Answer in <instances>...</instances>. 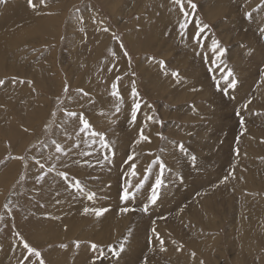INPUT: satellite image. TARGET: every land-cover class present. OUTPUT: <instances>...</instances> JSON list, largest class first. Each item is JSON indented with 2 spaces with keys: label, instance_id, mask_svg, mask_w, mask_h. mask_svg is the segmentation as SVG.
I'll use <instances>...</instances> for the list:
<instances>
[{
  "label": "rangeland",
  "instance_id": "1",
  "mask_svg": "<svg viewBox=\"0 0 264 264\" xmlns=\"http://www.w3.org/2000/svg\"><path fill=\"white\" fill-rule=\"evenodd\" d=\"M192 2L197 8L195 12L188 9L190 20L199 19L209 26L204 47L196 46L190 39L195 32L193 23L188 26L187 38L181 37L179 22L182 16L171 0H47L46 6L38 9L39 14L28 7L27 0H7L6 3H12L21 11L18 13L21 18L18 15L17 20L27 26L35 20L47 18L54 19L55 23L44 21L47 25L53 24L48 35L28 36L4 56V74L0 75V79L6 81V85L0 87V161H4L0 164V217H3L0 219V253L4 252L5 256L0 257V264H20L27 254L16 233L42 252L46 264H51L54 258L58 264H74L69 262L71 255L76 257L74 261L91 264L96 255L91 249L93 243L105 253L96 264H264V149H260L261 154L255 159L244 158L254 153L252 148L257 143L262 145V141L252 139L253 145L249 147L251 134L258 130L264 132V95L256 93L257 88L264 87V75L261 74L264 72V38L259 32L261 19L255 17L261 9L264 12V8H260L261 0ZM5 8L2 7V11ZM246 12H255L253 18H246ZM105 28L108 31H104ZM113 34L122 41L130 60L123 55ZM213 37L227 50L222 59L233 69L239 81L235 89H229L228 95L217 91L213 80V76L219 79L221 73L208 71L213 67L211 59L215 55L211 50ZM245 37L251 38L255 46L250 45ZM149 38L151 41L148 42ZM40 39H48L50 43L45 44ZM141 46L145 48L141 50ZM136 47L137 50L134 49ZM110 50L115 51L114 57ZM153 57L164 60L169 72L178 71L180 81L176 82L171 75L165 76L151 59ZM143 71L149 72L152 82H144ZM79 75L87 80L81 81ZM118 76L121 78L119 81L116 80ZM13 78L17 82H12ZM53 79L56 80L54 89ZM19 80L25 83H19ZM133 81L142 98V108L135 124L130 122ZM114 82L123 97L120 113H115L117 101L110 95ZM65 83L69 85L71 101L64 97ZM84 84L91 89L88 96L76 91L83 89L86 92ZM220 86L225 87L222 80ZM57 97L65 99L64 106L70 110L84 112L97 131L104 132L111 142L118 145L121 153H117L112 164L105 162L101 166L96 163L99 153L94 149L99 145L89 148L82 142L83 134H76L78 121L66 125V135L65 128L62 131L63 127H57L62 122V114L58 113L51 129L45 130V124L53 119L51 112L56 111ZM239 98H243L242 101ZM81 99L84 105L80 103ZM102 99L104 105L98 106L96 103ZM145 104L151 105V109ZM245 104H248L247 109H244ZM254 104L257 110L253 108ZM238 110L245 121L243 127L236 115ZM38 115L40 118L35 119ZM147 115L163 121V126L147 121ZM145 124L151 143L137 145L134 140L139 128ZM157 132L163 133L167 139L161 140L156 136ZM201 132L205 133V139ZM51 139L62 144L73 140L85 148L75 147L71 159L62 156L60 161L45 160L44 157L54 149L40 153L32 145ZM202 139L212 153L200 148ZM173 141L182 142L198 157V167L191 166L188 157L177 150ZM236 149L239 150L238 155ZM86 151L93 152V155H82ZM132 151L140 154L136 159L138 170H142L154 155L162 156L171 169L165 173L166 187L162 189L160 201L147 214L140 209L158 169H154L153 176L138 193L143 198L138 197L127 204L134 211L122 213L120 209L125 206L124 202L119 196L106 192L110 187L118 192L117 183L124 167L122 160ZM10 156H23L24 160L7 159ZM33 156L40 158L46 166L48 162H51L50 166L55 163L60 171L66 170L63 165L67 164L70 175L75 171L74 176L83 182L86 190L102 193L103 196H97V200L92 202L83 195L66 191L73 205L75 200H79L84 206L107 207L109 211L99 219L115 233L105 227L102 228L103 233L97 232L101 234L97 240L90 237L83 238L87 239L85 243L79 240L81 233L85 232L84 227L73 229L75 222L69 219L67 208L61 202L56 203L63 199L56 195V191L65 189L64 183L52 172L44 182L36 184L35 176L39 172L31 159ZM85 160L94 166H87L83 163ZM181 163L191 177L183 175ZM240 168L246 170L239 182L243 184H239L235 177ZM229 173L235 174L221 183ZM21 174H25L26 179L18 183ZM178 175L184 177L183 183H180ZM3 176L6 179L11 177L6 183L1 180ZM204 183L207 184L202 185ZM239 186L244 187L246 194L238 193ZM45 189L50 190L47 196ZM205 192L206 199L201 207L208 212L200 215L199 207L194 211L188 210L194 214L191 220L186 218L188 211L182 216L180 211L184 203L180 202L187 198L185 207H189L202 198L199 193L203 195ZM9 200L12 201L11 213L3 208ZM50 203L56 211L51 219L58 222L62 231L75 232L70 240L60 241L58 234L44 240V234H39L41 230L35 229L40 225L45 209L40 205L46 204L48 208ZM215 207L216 212L212 211ZM247 209H255L260 217L253 221L256 235L248 237L252 238L251 243L246 239V229L238 228V222L247 219ZM153 228L163 238V246L155 239ZM87 229L96 233L94 224ZM33 230H37L36 234L41 238H37ZM129 232L136 233L132 247L127 246ZM76 241H79V247L75 245ZM239 242L245 243L240 245ZM61 244H66L67 248L59 247ZM121 244L124 251L119 256L112 255L108 246L119 250ZM161 247L166 250L162 251ZM53 264H57L56 261Z\"/></svg>",
  "mask_w": 264,
  "mask_h": 264
},
{
  "label": "snow or ice",
  "instance_id": "2",
  "mask_svg": "<svg viewBox=\"0 0 264 264\" xmlns=\"http://www.w3.org/2000/svg\"><path fill=\"white\" fill-rule=\"evenodd\" d=\"M6 2L7 0H0V5H3ZM46 3L47 0H27L28 7L31 8L33 11H37V12L41 6H46ZM171 3L174 6L178 7L179 13L182 16V19L179 22V30L181 37L187 38L188 26L190 23H193L195 27V32L193 35H191L190 39L195 42L196 46L204 47L205 40L208 39L205 32L206 29L209 28V26L207 24H202V22L199 19H196L194 21L190 20L191 13L188 11V9L190 8L192 12H195L197 5L193 3L192 0H171ZM260 8H264V0H261ZM245 16L248 19H252L253 13L246 12ZM104 31H108V29L105 28ZM259 32L261 38H264V27H260ZM113 39L119 42L120 48L123 50V55L125 57H129V54L127 50L124 49V45L122 41L119 40V37L113 34ZM211 50L213 53H215V55L211 59V64L213 67H210L208 71L209 72L219 71L221 73L219 79L213 76V80L215 81L217 91H221L224 95H228L229 89H235L239 81L235 76L233 69L228 67L227 64L224 62V60L222 59L226 54L227 50L224 47H222L220 45V42L214 37L211 39ZM111 55L114 57L116 55L115 51H111ZM197 55H200V53H197ZM130 59L131 58L129 57V60ZM151 59L160 66V69L162 70L165 76L171 75V77L176 82L180 81L181 79L180 73L178 71L169 72L166 69V62L164 60H155L154 57ZM204 60L206 63L208 62L207 55L204 56ZM217 61H219V63ZM261 74L264 75V72H262ZM120 79L121 78L119 76L116 78L117 81H119ZM221 80L224 82L225 85V87L223 88H221L220 86ZM12 82L14 83L17 82L16 78H13ZM18 82L25 83V81L23 80H19ZM28 83L30 84L32 82L28 81ZM5 85H6V81L4 79H0V87ZM111 88L112 91L110 95L114 97L117 101L115 105V113H120L121 105L123 104V97L121 96L118 90V84L116 82H114L111 85ZM76 91L83 96H88V93L85 92L83 89H77ZM63 94L65 98L71 101L72 98L68 95L69 85L67 83H65L64 85ZM130 95L132 98V103L130 106V122L135 124L137 121L138 113L142 108V103H141L142 98L140 97V94L136 88L135 81L132 82ZM250 103L251 101L249 100L248 104ZM248 104L244 105V109H247ZM64 105H65V99H61L60 97H57L56 111L51 112L50 115L53 119L45 124V130L47 131L51 129L52 124L55 122V118L57 117L58 113L62 114V122L61 125H57V127H63L64 125H67L70 122L78 121L79 128L76 134L77 136H81V134H83L82 142L86 144L89 148H93V146L97 144L99 145L98 148L94 149V152L99 153L96 163L101 166H103L105 162H107L108 164H112L114 162V158L116 157L119 151L118 145L114 142H111L104 132L97 131L93 127V125L89 122V120L85 117L84 112L82 111L77 112L74 110H70L68 107ZM144 106L148 107L149 109H151L152 107L151 105H147V104H145ZM103 114L104 113H101V115ZM236 115L240 117V124L241 127H243L245 121L243 116L241 115V112L238 110L236 112ZM146 120L153 124L160 125L161 127L163 126V121L157 120L153 115H147ZM146 127L147 124L139 128L137 138L134 140L135 144L139 145L141 143H151V136L147 134L145 131ZM25 131H27V129H25ZM64 131L65 134L67 135L66 128L64 129ZM156 136H158L161 140L167 139L166 137H164L163 133L161 132H157ZM172 143L175 145V147L180 153L188 157L190 164L193 168L198 167L197 164L198 157L195 154L189 152V150L182 142L176 143L175 141H173ZM75 147H79V144H76ZM32 148L37 149V151L40 153L47 151L49 148L54 149V151L50 152L46 157H44L45 160H52V161H60L61 157L66 156L69 151L68 148H66L62 143L57 142V140L55 139H51L50 141H40L38 145H32ZM161 151L163 152L164 149H161ZM236 153L237 155L239 154L238 149H236ZM82 155L91 156L93 155V152L86 151L83 152ZM139 155H140L139 153L132 151L127 154L125 159L122 160V165L124 167L121 172L122 183L120 185V193H119V199L125 204V206L120 209L122 213H128L130 211L135 210L127 207V204L136 199L137 194L140 193L142 189H144L145 185L149 182L150 177L153 176L154 169H158V171H156L155 173L154 181L150 185L149 194L146 195L145 202H143V207L140 209L145 214L149 213L150 210L154 206H156L160 201L161 196L163 194L162 189L166 187L165 173L171 171V169L168 167L167 163L162 158V156L154 155L151 153H149V155H154V158L151 159L150 162H147L146 165L142 168V170H138L136 159ZM7 159L24 160V157L10 156L7 157ZM31 159L34 161L35 165L37 166V171L39 172V174L35 176L36 184H41L42 182L45 181L48 174L55 172L56 175L64 183L65 191L73 192L76 195H83L88 201L95 202L97 200V193L95 191L86 190V186L79 178H76L74 175H70V172L67 170L68 169L67 164L63 165L66 170L60 171L56 168L55 163H53L51 166H46V163H42L41 159L37 158L36 156L31 157ZM3 163L4 161H0V164ZM83 163L89 167L94 166L89 160H85ZM25 168H27V164H25ZM231 175L232 174L229 173L228 176L223 177L220 182L221 183L225 182L226 180H228L229 176ZM25 179H26L25 174H21L17 182L21 183ZM178 179L180 183H183L184 177L182 175H178ZM57 195H59V193H57ZM56 203L59 204L60 201L57 200ZM10 205H12L11 200H9L7 203L3 205V208L8 213H11L12 211ZM40 206L44 207V205H40ZM108 211L109 209L107 207L85 206L83 208L82 215L91 214L94 215L96 218H100L104 216V214L107 213ZM0 219H3V217H0ZM152 232L155 239L159 242L161 246H163L164 240L156 232V229L153 228ZM16 235L20 237L22 247L27 253L26 255L23 256V259L20 262V264H25V262H28V264H46V260L44 259L42 252L38 248L31 246L26 240L23 239V237L20 236L19 233H16ZM74 243L77 247H79V241H76ZM59 247L67 248V245L61 244L59 245ZM108 247L109 250L112 252V255L114 256H119L120 253L124 251L123 244L120 245L119 250L112 249L111 245H109ZM91 249L93 250L94 253H96V255H94L93 257L91 264H96V261L99 260L101 257H103L105 253L103 249L100 248V246L95 243L91 244ZM161 250L163 251L166 249L161 247ZM32 258H35V260H32Z\"/></svg>",
  "mask_w": 264,
  "mask_h": 264
},
{
  "label": "bare ground",
  "instance_id": "3",
  "mask_svg": "<svg viewBox=\"0 0 264 264\" xmlns=\"http://www.w3.org/2000/svg\"><path fill=\"white\" fill-rule=\"evenodd\" d=\"M2 7H6L5 10L2 11ZM22 8L24 7V5L21 6ZM25 7L27 8V5H25ZM20 8V7H19ZM18 13H21V11L12 6V3H5V5H0V75L1 74H4V69H5V61H6V57L5 54H7L8 52L10 51H13V48L18 44V42L22 41L23 39H25L26 37L28 36H31V35H37V36H40V37H43L44 35H48V33L51 31L52 27H53V24L55 23V20L52 19V18H47L45 20H35L33 22L32 25L30 26H27L26 24H23L22 21H18L17 20V16L19 15ZM25 13V12H24ZM255 13V12H253ZM263 14L264 12L262 11V9L255 15V17L257 18H260V23L262 25V27H264V17H263ZM20 16V15H19ZM21 18V16H20ZM44 21H50L52 22L53 24H45ZM4 23V24H3ZM154 29H155V26H154ZM156 30V29H155ZM149 37V36H147ZM248 39L250 45L252 46H255V43L253 42V40L251 38H248V37H245ZM43 43L45 44H48L50 43V41L48 39H40ZM147 41H151V38L147 39ZM133 41L130 40V44L132 45ZM145 48V46H141V50H143ZM135 50H137V47L134 48ZM252 50H254V47L251 48ZM144 73V82L145 83H149V82H152L151 80V77H150V74L149 72H145L143 71ZM153 73H155V71H153ZM156 75V74H155ZM157 76V75H156ZM207 76V75H206ZM79 79H81V81H86L87 79H85L83 76H80L79 75ZM207 80H208V76H207ZM210 80V79H209ZM208 80V81H209ZM205 81V80H204ZM52 83H53V87L52 89H54L55 85H56V80L53 79L52 80ZM86 85L88 84H84L85 86V90L88 94H91V89L88 88V86L86 87ZM158 85H160L158 83ZM211 85V84H210ZM212 86V85H211ZM93 90V89H92ZM256 93L257 94H261V95H264V87H259L256 89ZM255 95V93H254ZM76 97H78L79 95L76 93L75 95ZM257 97V96H256ZM262 98H264L262 96ZM243 98H239V100H241ZM245 99V98H244ZM260 99V98H259ZM83 101L81 99L80 103L83 104ZM242 101V100H241ZM96 103V102H95ZM98 106H103L104 105V99H102V101L100 102L98 100V102L96 103ZM84 105V104H83ZM258 105V104H257ZM253 108H255L254 110H257V108L255 107V104L253 105ZM256 114V113H254ZM253 115V114H252ZM256 116V115H255ZM40 118V115H38V117H35V119H39ZM258 122V121H257ZM61 125V124H60ZM66 127V125L63 126V128L61 129L63 131V129ZM59 128V127H58ZM71 133V132H70ZM202 133V132H201ZM203 134V137L205 139V133H202ZM251 140L249 141L248 143V146L249 147H252L253 145V140H260L262 141V145L260 144H256L254 148H252L254 150V153L251 154V155H248L246 157H244L245 159H248L249 157H251L252 159H255V156L256 155H260V149H264V132L263 131H260L258 130V132H256V134H251ZM77 144V142H74L73 140H68L65 142V144H63L66 148L69 149L68 151V154L65 156V157H69V159L72 158V155L74 153V148H75V145ZM199 145H200V148L204 151H209V146L205 144L204 140H200L199 142ZM80 147L82 148H85L84 146L85 145H82V144H79ZM259 148V149H258ZM191 150H193L191 148ZM196 151V150H195ZM198 153H200L199 151H197ZM211 152V150L209 151ZM121 152L118 151V154H120ZM212 153V152H211ZM78 155L80 156V153L78 152ZM51 162H48L47 163V166H50ZM182 166H183V170H184V173L183 175L184 176H187V177H191V174L189 173L188 169L184 166L183 163H181ZM242 173H246V170L244 171V169H239L237 172H236V175L235 177L237 178V182H241L240 179L243 178V175H241ZM75 174V171L72 173V175ZM220 174V173H219ZM235 173H233L232 175H234ZM264 174V173H263ZM248 176V175H247ZM245 177V182H246V179L248 177ZM251 177V175H249ZM11 176H8V178L6 179L4 176L1 178V180L5 181L7 183V181L9 180ZM264 177V176H263ZM243 180V179H242ZM264 181V180H263ZM243 182V181H242ZM121 180L117 183V189H118V192L116 190H111V187L109 189L106 190L107 193L109 194H112L114 195V197L116 196H119V191H120V185H121ZM86 184V183H85ZM207 183H204L202 185H205ZM239 184H243V183H239ZM88 185V184H87ZM263 185V184H262ZM90 186V185H89ZM94 186V184H93ZM92 186V187H93ZM101 187H104V185H101ZM199 187V186H198ZM203 187V186H202ZM201 187V189H202ZM93 188H96V186H94ZM87 189V188H86ZM198 189V188H196ZM244 187H238V193L239 194H246V192L243 191ZM247 189V188H246ZM243 191V192H242ZM198 192V191H197ZM57 193H59V195H57ZM192 194V192H190ZM194 193V192H193ZM48 194H50V190H46L45 189V196H47ZM197 194V193H196ZM56 195L57 196H61L63 199L60 200L61 202V205H64L67 209H66V212L67 214H69V219L73 222H75L74 224H72V228L73 229H80L82 227H84L83 230H85V232L81 233V238H79V240H82L83 242L85 240H83V238H87V237H90L92 238L91 240H97L99 238V236L101 234H97V232H102V228H105V227H108L111 232L113 231V229L110 227V226H107L105 224H103L101 222V220L99 218H96L94 215H82V211H83V208L85 207L83 202L82 201H79V200H75V205L72 204L71 202V199H70V195L65 191V189H58L56 191ZM206 195L207 193H199V197H202L198 203H193V205L189 206V207H185V205L188 203V202H185L187 201V198L186 199H183L180 203H184V207L182 209V211H180V213L182 214V216L184 214H186V212L188 210H192L194 211L196 208H199L200 211H199V214L200 215H204L205 213L208 212V210L206 208H203L201 207V203L203 201H205L206 199ZM97 196H103L102 193H97ZM138 197H141L143 198V195L142 194H137L136 196V199ZM186 197V196H185ZM45 206V209L43 211V217H42V221L40 223V225L35 228V229H40L41 231L39 232V234H44L43 236V239L44 240H48L50 238H53V236L55 235H59V239L60 241H66V240H70L72 238V236L75 235V232L74 231H71V232H64L62 231L59 226H58V222L55 220V219H51V216L53 215H56V211L51 207V203L49 204L48 208L46 206V204H44ZM216 206V205H215ZM219 207V206H218ZM47 208V209H46ZM203 208V209H202ZM245 209V207H243ZM248 208H250L248 206ZM253 208V207H252ZM198 209V210H199ZM216 210V207L214 210V212ZM192 211H188V213L186 214V218L191 220V217L194 215ZM220 211V209L218 210ZM217 211V212H218ZM161 213V212H160ZM247 213H248V216H247V219H241L239 222H238V228L242 229H246V232H247V241L249 243H251V240L252 238H248L249 236L250 237H255L256 235V231H255V223L253 221L255 220H258L259 219V215L257 213V211L255 209H247ZM45 214V215H44ZM136 217V216H135ZM137 219V218H136ZM137 221V220H136ZM261 222V221H260ZM133 223H135V218H134V221ZM137 223V222H136ZM139 223V221H138ZM137 223V224H138ZM95 225V232L96 233H91V229H87L89 226L91 225ZM136 226V225H135ZM139 226H136V228H138ZM135 228V227H134ZM139 229V228H138ZM139 231V230H138ZM110 232V233H111ZM114 232V231H113ZM33 233L34 235L37 237V238H41L39 234H36L37 233V230H33ZM103 233V232H102ZM115 233V232H114ZM131 233L130 235V240L129 239V242H128V245L127 246H133V242H135V235L137 233L134 232H129V234ZM242 234V233H241ZM141 237V236H140ZM241 238H239L240 240ZM260 239V238H259ZM256 241V239H254ZM242 241V240H240ZM127 242V241H126ZM85 243V242H84ZM245 243V242H243ZM242 242H239V244H243ZM85 244H82L81 246H84ZM75 250V248H74ZM76 252H79V251H76ZM5 256V253L4 252H1L0 253V257H4ZM72 258L69 259V262H74V264H78L80 262L77 261H74L76 260V257H73L71 255ZM79 258V257H78ZM56 261V263L58 264V260L56 258H54L52 261H51V264H53L54 262ZM80 261V260H79ZM60 264V263H59ZM81 264V263H80Z\"/></svg>",
  "mask_w": 264,
  "mask_h": 264
},
{
  "label": "crops",
  "instance_id": "4",
  "mask_svg": "<svg viewBox=\"0 0 264 264\" xmlns=\"http://www.w3.org/2000/svg\"><path fill=\"white\" fill-rule=\"evenodd\" d=\"M260 218V217H259Z\"/></svg>",
  "mask_w": 264,
  "mask_h": 264
}]
</instances>
